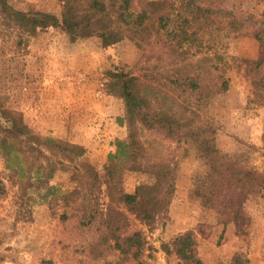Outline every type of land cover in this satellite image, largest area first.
Returning <instances> with one entry per match:
<instances>
[{"label": "trees", "instance_id": "1", "mask_svg": "<svg viewBox=\"0 0 264 264\" xmlns=\"http://www.w3.org/2000/svg\"><path fill=\"white\" fill-rule=\"evenodd\" d=\"M62 2L61 15H56L23 11L9 0H0V15L7 23L25 25L31 20L40 27L59 29L71 41L99 38L102 47L128 39L142 50L143 58L139 73L116 70L107 74V94L123 101L124 115L116 121L124 133L113 141L103 171L81 160L86 148L36 131L22 111L7 108L0 101V155L5 168L15 170L18 177L16 220L32 221V205L42 194L39 188L49 186L58 171L70 172L80 186L61 198L49 187L44 198L52 195L48 199L51 214L63 223L77 219L76 233L87 234L83 239L89 240L94 259L115 251L125 258L139 259L146 239L141 231L130 229L128 213L149 228L167 216L176 192L179 156L167 143L190 141L209 166L208 184L198 193L203 203L215 208L222 222L238 223L246 215L249 195L256 192L264 197V170L223 153L215 131L188 124L187 116L198 115L208 105L203 101L210 90L205 81L216 71L229 69L230 60L238 62L224 53L230 39L251 31L264 51V12L258 18H239L222 5L223 0ZM240 61L250 77L254 101L264 104V53L259 59ZM130 172L143 174L148 180L129 192L124 181ZM6 191L0 179V198ZM104 192L109 202L102 210ZM60 206L65 211L55 213ZM163 248L176 254L183 264H205L198 256L192 232L178 235ZM240 263L236 258L230 264Z\"/></svg>", "mask_w": 264, "mask_h": 264}, {"label": "rangeland", "instance_id": "2", "mask_svg": "<svg viewBox=\"0 0 264 264\" xmlns=\"http://www.w3.org/2000/svg\"><path fill=\"white\" fill-rule=\"evenodd\" d=\"M9 2L23 11L56 15H61L63 6L62 0ZM222 3L239 18L249 15L258 18L264 12L262 0H223ZM250 32L229 40L224 53L238 62L230 60L229 69L216 71L205 81L210 90L203 101L209 103L198 115L187 117L188 124L215 131L217 146L223 153L262 171L264 104L254 101L250 77L240 61L263 56L262 47ZM142 54L128 39L116 46L102 47L99 38L71 41L59 29L40 27L31 20L25 25L7 23L0 15V101L7 108L22 111L27 124L36 131L54 136L59 131L62 138L86 148L81 160L103 171L113 141L124 133L123 128L119 129V136L115 134L117 117L124 115L122 99L110 98L106 104L107 96H112L107 94V74L116 70L139 73ZM195 100L194 97L197 103ZM46 101H52V105L44 106ZM74 106L83 112L86 107L95 110L97 122L89 123V114L70 112ZM167 146L179 155L176 192L167 216L149 228L128 213L130 229L141 231L146 239L139 259L125 258L119 251L94 259L89 240H84L87 234L76 233L77 219L63 223L51 214L48 199L52 195L44 198L49 187L61 198L63 193L80 186L70 172L58 171L49 186L39 188L42 194L32 205V221L21 218L17 221V172L6 169L0 155V179L7 188L0 198V264H183L163 246L186 232L194 234L198 256L205 264H230L236 258L241 260L240 264H264V197L251 193L246 215L238 223L222 222L219 212L205 205L198 194L209 181L207 160L190 141L180 145L169 142ZM147 180L143 174L126 173L124 188L133 191ZM108 202L105 192L102 193V210ZM64 211L62 206L54 210Z\"/></svg>", "mask_w": 264, "mask_h": 264}, {"label": "crops", "instance_id": "3", "mask_svg": "<svg viewBox=\"0 0 264 264\" xmlns=\"http://www.w3.org/2000/svg\"><path fill=\"white\" fill-rule=\"evenodd\" d=\"M42 90V89H41ZM42 93H43V90H42V92H39V94L40 95H42ZM110 98H115V99H117V100H120V99H118V98H116V97H113V96H111V97H108L107 96V99H106V104H107V102L109 101V100H112V99H110ZM42 100H44V97L42 98ZM44 104V106H46V105H52V101H46V102H44L43 103ZM87 108V110H85V112H83L82 110H80V108L78 109V107H76V106H74V108L73 109H71L70 110V112H73V113H76V114H79V113H86V114H89V123H91V121H92V123H94V121L95 122H97V118L95 117V116H97V112L95 111V110H92V109H90V108H88V107H86ZM87 111V112H86ZM43 112H45V113H47L46 112V110L45 109H43ZM108 112V111H107ZM120 114V113H119ZM91 116V117H90ZM100 118H101V120H104V118L102 117V116H100ZM109 119H112V117H109ZM106 120V119H105ZM112 123L113 122H111V125H112ZM101 125H103L102 124V122H101ZM115 128H117V130H116V132H115V134H116V136H119V129L120 130H123V128L122 127H120L118 124L115 126ZM111 129H112V127H111ZM101 131H103V130H101ZM113 132V131H112ZM55 134H57L58 136H60V134H59V131H57ZM122 134V133H121ZM61 137V136H60ZM78 142H82L81 140H79Z\"/></svg>", "mask_w": 264, "mask_h": 264}, {"label": "built area", "instance_id": "4", "mask_svg": "<svg viewBox=\"0 0 264 264\" xmlns=\"http://www.w3.org/2000/svg\"><path fill=\"white\" fill-rule=\"evenodd\" d=\"M98 95H99V96H101V95H102V93H101V92H98Z\"/></svg>", "mask_w": 264, "mask_h": 264}]
</instances>
